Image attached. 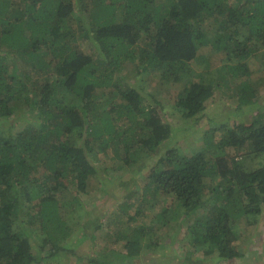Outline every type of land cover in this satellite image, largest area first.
Listing matches in <instances>:
<instances>
[{
    "label": "trees",
    "instance_id": "16d2710c",
    "mask_svg": "<svg viewBox=\"0 0 264 264\" xmlns=\"http://www.w3.org/2000/svg\"><path fill=\"white\" fill-rule=\"evenodd\" d=\"M239 2L0 0V264H51L63 253L74 264L145 262L129 233H118L119 247L98 258L78 255L72 237L81 230L80 192L99 186L93 177L103 183L99 155L108 156L112 171L134 173L143 169L134 170L137 160L155 155L170 134L157 108L163 103L142 92L140 82L122 79L130 64L135 74L149 70L180 84L175 107L183 118L203 115L216 89L237 101L238 111L252 105L247 125L237 121L215 141V129L207 128V150L185 155L165 147L136 193L153 196L150 207L160 205L145 225L150 235L182 212L202 209L187 225L192 243L226 261L244 257L237 219L264 226V101L255 104L264 100V85L260 97L246 80L260 71L264 77V0ZM206 20L217 23L213 32ZM83 43L93 52L82 50ZM201 47L220 60L195 71ZM227 148L262 160L246 164ZM207 178L216 179L209 194ZM34 201L22 210V202ZM69 203L70 220L60 214ZM148 211L137 208L129 219Z\"/></svg>",
    "mask_w": 264,
    "mask_h": 264
},
{
    "label": "rangeland",
    "instance_id": "374dc122",
    "mask_svg": "<svg viewBox=\"0 0 264 264\" xmlns=\"http://www.w3.org/2000/svg\"><path fill=\"white\" fill-rule=\"evenodd\" d=\"M238 1H240L239 3L242 2V0ZM78 16L81 15L73 12L72 17L74 21L79 22ZM204 23L209 25V30L212 32L217 26V23L215 24L212 20H206ZM81 49L86 52H93L86 43L82 44ZM197 54V58L192 61L195 71L209 69L219 63V56L212 55L209 52V47H201ZM253 60L257 66H261L260 57H254ZM125 69L127 72H125ZM125 69L122 72V79H134V82H140L142 92L150 93L163 103V108H157L162 117V122L170 124V134H168V138L163 142L159 151H156L155 155L149 159L137 160L135 163L137 166L134 167V170L140 167L143 169L134 172L135 174L130 173L132 175L123 171H112L105 164V161L110 162L108 156L100 157L99 155L97 162L101 170L105 168L100 173L103 183L98 182L99 176L93 177V182L99 186L96 187L93 184L91 187L90 184L89 190L85 193L80 192V196L78 197V203H81L84 207L81 209L82 218L79 226L81 230L72 235L74 237L73 241H77L78 243L74 247L76 253L88 258H98V254H102L112 247H119V243L117 242L118 233L123 235H128L129 233V238L138 240L141 245L149 244L151 240L156 241L155 248L158 247L160 252H165H155L158 257L153 260V264H157L158 262L160 264H185L182 261L186 260L187 264H194V262H197V264H228L226 261L216 263L217 255L210 256V254H206L202 246L192 243V238L187 235V225L196 216L200 217L202 215V209H197L188 215L182 212V216L180 217L179 215L173 224L162 225L150 235L146 231L145 225L150 222V219L154 215L153 211L157 210L160 205H157L156 208L150 207L151 201L154 202L153 196L142 198L138 197L136 193L142 194L144 176H146L149 166L154 165L158 157L163 153L165 147H175L181 154L185 155H191L198 150H207L206 140L208 139L207 134L209 132H205L206 129L209 127L215 129V133H213V141H215L216 138H219V134L224 133L227 127H232L237 121H239L238 123L241 122L247 125L253 118L252 105L245 103L240 106V111H238L236 108L237 101H233L226 96L222 97V91H217L216 89L213 96L207 100L206 111L203 112V115L196 118H183L175 107L176 94L178 89L181 88L180 84L176 85L172 84L171 81L162 80V78H159L158 72L152 74L148 70L142 74H135L132 64L128 65V67L126 66ZM259 70L262 69L260 68ZM139 77H142L143 80H140ZM246 80L254 88V92L261 97V89L259 87L264 85L262 71L254 74L253 78H247ZM101 94L107 97V93L104 90L101 91ZM103 100L104 98L101 96V101ZM116 101H119V99ZM263 101L260 99L255 104L261 105ZM20 123H23V120H20ZM224 124L226 128L220 129V126ZM215 151H207L206 153L210 156L214 155ZM225 153L228 156L233 155L235 159L242 160L246 164L262 160V157L249 153L247 149L236 150L227 148ZM131 176L133 177L132 181ZM215 180L209 178L205 180L206 188L204 189L206 190H203V193L209 194L207 189ZM129 193L131 197H128ZM68 196L69 193L66 192L63 197L66 199ZM166 202H170L169 198ZM34 203L35 201L32 203L22 202V210L28 212ZM127 205L128 207H126ZM69 206L70 203L68 207L64 204L60 208V214L61 216L64 214L65 219L70 220L71 208ZM137 208L144 212H147L148 209L149 215L143 216L144 212H141L140 214H136L134 218L129 219V216L133 215ZM123 209L126 210L123 211ZM245 221L244 216L238 218L236 221L237 244L242 252H245L242 260L245 261L244 264H264V226L261 222L248 225ZM145 252L148 253L146 250ZM213 253L216 254V250H213ZM61 257L58 258L61 260L60 262L55 260L51 264H74L76 262L75 259L69 257L68 253L61 254ZM242 260L237 259V262ZM232 261H229V263L236 264V259ZM136 264H150V261L146 262L145 260V262H137Z\"/></svg>",
    "mask_w": 264,
    "mask_h": 264
},
{
    "label": "clouds",
    "instance_id": "9594fccd",
    "mask_svg": "<svg viewBox=\"0 0 264 264\" xmlns=\"http://www.w3.org/2000/svg\"><path fill=\"white\" fill-rule=\"evenodd\" d=\"M158 229H159V228H158ZM136 241H138V240H136ZM138 243L140 244L139 241H138ZM156 244H157L156 241L151 240V241L149 242V244H148V246H151L150 249H147V248H145L144 245H141V244H140V245L142 246V247H141L142 257H141V258H143L144 260H146V262L149 260V261H150V264H153V263H152L153 260L156 259V257H158V256L155 254V252H160V251L158 250V247L155 248V245H156ZM153 249H154V250H153ZM145 250L148 251V253H146ZM160 253H165V252H160ZM166 253H167V252H166ZM229 261H230V260H229ZM167 263H168V261H167Z\"/></svg>",
    "mask_w": 264,
    "mask_h": 264
},
{
    "label": "crops",
    "instance_id": "0c3cea01",
    "mask_svg": "<svg viewBox=\"0 0 264 264\" xmlns=\"http://www.w3.org/2000/svg\"><path fill=\"white\" fill-rule=\"evenodd\" d=\"M212 255H217V254H214V253H211L210 254V256H212ZM214 257V256H213ZM222 257H219L218 255L216 256V263H222L223 261H226V260H223V259H221ZM238 259V258H237ZM237 259H236V264H244L245 263V261L244 260H242V259H240V260H242V261H239V262H237ZM200 262V261H199ZM201 262H203L202 260H201ZM226 262H228V264H233V263H229V261H226ZM231 262H232V260H231ZM197 263V262H196ZM213 264V263H212ZM225 264V263H224Z\"/></svg>",
    "mask_w": 264,
    "mask_h": 264
}]
</instances>
